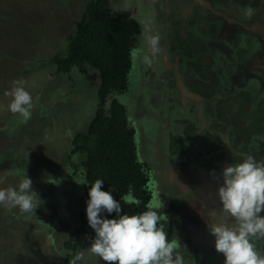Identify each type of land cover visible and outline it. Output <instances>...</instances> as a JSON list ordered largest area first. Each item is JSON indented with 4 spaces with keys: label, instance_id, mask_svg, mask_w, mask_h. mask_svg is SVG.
Here are the masks:
<instances>
[{
    "label": "rangeland",
    "instance_id": "rangeland-1",
    "mask_svg": "<svg viewBox=\"0 0 264 264\" xmlns=\"http://www.w3.org/2000/svg\"><path fill=\"white\" fill-rule=\"evenodd\" d=\"M89 1L0 0V173H7L0 187L27 175L41 201L35 214L0 206V264H64L72 232L85 242L78 264H106L87 251L93 229L80 228L86 152L73 142L100 105L99 70L80 63L64 72L54 60L67 55ZM109 7L112 17L128 11L137 32L127 85L112 88L102 105L108 112L115 97L125 105L146 175L141 197L128 188L117 194L139 201L125 202L131 206L152 204L184 264H224L208 230L223 216L222 170L248 155L264 159V95L257 93L264 0H109ZM150 37L159 38L156 51ZM15 80L33 97L27 122L6 107ZM253 242L264 252V239Z\"/></svg>",
    "mask_w": 264,
    "mask_h": 264
},
{
    "label": "clouds",
    "instance_id": "clouds-1",
    "mask_svg": "<svg viewBox=\"0 0 264 264\" xmlns=\"http://www.w3.org/2000/svg\"><path fill=\"white\" fill-rule=\"evenodd\" d=\"M246 14L251 16L252 10L248 9ZM158 39L148 40L154 51ZM5 95L10 97L7 110L27 122L34 101L24 81H13ZM6 175L0 173V185L4 184ZM103 183L96 179L88 192L87 222L95 232L88 253L106 264H184L183 257L175 253L176 241H169L163 226L158 227L161 215L152 204L139 214L121 215V203L111 192L102 190ZM216 195L223 216L208 224V230L215 238V250L225 257L224 264H264V252L253 242L264 239V216L260 215L264 211V159L248 155L239 163L225 166ZM122 199L126 203H139L130 194ZM40 202L27 175L15 187H0V206L6 209L18 208L21 213L35 214ZM105 211L115 212L116 218H105L102 215ZM83 259L84 253L79 252L72 264Z\"/></svg>",
    "mask_w": 264,
    "mask_h": 264
},
{
    "label": "trees",
    "instance_id": "trees-1",
    "mask_svg": "<svg viewBox=\"0 0 264 264\" xmlns=\"http://www.w3.org/2000/svg\"><path fill=\"white\" fill-rule=\"evenodd\" d=\"M136 32V22L128 11H122L112 17L109 0H90L77 30L69 37L67 55L54 56L59 70L68 72L75 64L89 63L99 70L101 79L98 88L100 105L87 132L77 133L73 140L75 150L84 149L86 152V158L83 160L85 207L79 214L82 231H85L88 224L86 215L88 192L96 179L103 180L102 190L111 192L121 203V215L125 213L134 215L148 210L144 205L131 206L122 202L117 194V191L128 188L141 197L145 191L146 175L143 165L136 157L125 105L116 97L111 100L108 112L102 105L112 88L127 85L126 69ZM102 215L108 219L116 218L115 212L109 214L105 211ZM159 226L164 228L162 221L159 222ZM94 236L93 230L90 237ZM65 246L69 251L64 264H72L75 255L85 247L82 234L70 233Z\"/></svg>",
    "mask_w": 264,
    "mask_h": 264
},
{
    "label": "flooded vegetation",
    "instance_id": "flooded-vegetation-1",
    "mask_svg": "<svg viewBox=\"0 0 264 264\" xmlns=\"http://www.w3.org/2000/svg\"><path fill=\"white\" fill-rule=\"evenodd\" d=\"M251 87V88H250ZM250 87H248L247 86V93H249V95H252L253 94V86L252 85H250ZM260 92H262V94L264 95V88L262 87L261 89H260V91H258L257 93H260ZM253 97V96H252ZM250 98V99H253V98ZM262 149L264 150V143H262ZM239 146H240V144L239 145H237V146H234V149L235 150H237V152L239 151ZM233 148V147H232ZM251 150V149H250ZM263 215H264V213H263Z\"/></svg>",
    "mask_w": 264,
    "mask_h": 264
}]
</instances>
